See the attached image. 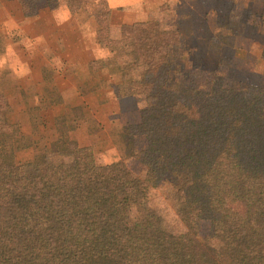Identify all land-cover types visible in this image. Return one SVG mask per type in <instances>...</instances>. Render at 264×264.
<instances>
[{"label":"trees","instance_id":"obj_1","mask_svg":"<svg viewBox=\"0 0 264 264\" xmlns=\"http://www.w3.org/2000/svg\"><path fill=\"white\" fill-rule=\"evenodd\" d=\"M28 1L21 0L24 8ZM46 2L58 8L57 0ZM146 28L123 25L119 41L136 56L148 55L140 64L145 74L129 81L124 94L143 97L147 110L159 115L142 160L154 175L179 181L174 196L186 221L208 225L221 249L193 232L176 236L159 215L137 210L146 206L148 191L131 192L124 166L100 168L90 147L68 137L76 125L68 127L65 117L56 119L58 139L47 153L69 155L73 171H58L43 155L32 167L20 164L16 153L29 145L21 143V127L10 121L11 107L1 97L0 264H264V211L258 222L241 226L232 212L264 191V101L232 91L213 102L195 88L168 96L171 65ZM212 41L215 50L232 43ZM61 103L57 95L40 102ZM80 110L72 114L79 117ZM126 131L116 145L132 156L134 141Z\"/></svg>","mask_w":264,"mask_h":264},{"label":"rangeland","instance_id":"obj_2","mask_svg":"<svg viewBox=\"0 0 264 264\" xmlns=\"http://www.w3.org/2000/svg\"><path fill=\"white\" fill-rule=\"evenodd\" d=\"M101 1L57 0L58 8L50 10L46 0H29L25 8L21 0H0V99L8 101L10 121L21 127V143L30 146L17 151V160L32 167L36 158L49 156L51 167L71 173L69 155L47 153L58 139L56 119L65 117L68 127L76 125L68 137L90 147L100 168L124 166L131 192L148 191L146 206L137 210L159 215L176 236L193 232L220 250L208 225L186 221L174 196L179 181L154 175L142 160L145 137L158 131L159 115L147 110L143 97L124 94L129 81L145 74L140 64L148 55L136 56L121 45L123 25H113L110 7ZM123 11L115 16L131 22L132 13ZM134 24H147L150 39L171 65L168 96L195 88L210 93L213 102L232 91L264 101V0H167L146 23ZM225 38L230 46L212 49L213 39ZM56 95L61 105L41 106ZM73 108L81 109L79 117ZM124 131L134 141L133 157L116 145ZM261 209L264 191L232 206L238 226L258 222Z\"/></svg>","mask_w":264,"mask_h":264},{"label":"crops","instance_id":"obj_3","mask_svg":"<svg viewBox=\"0 0 264 264\" xmlns=\"http://www.w3.org/2000/svg\"><path fill=\"white\" fill-rule=\"evenodd\" d=\"M166 1L167 0H106L111 10L112 23L118 27L134 23H146L151 11L159 8ZM132 7H136L137 9L132 10ZM120 9L124 10L123 13H132V16L130 17L131 22H129V18L125 15L115 16V12ZM64 21L69 20L66 19Z\"/></svg>","mask_w":264,"mask_h":264}]
</instances>
